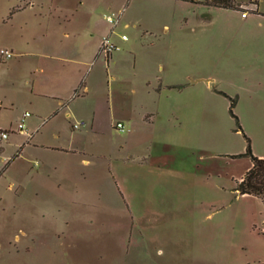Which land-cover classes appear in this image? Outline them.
I'll return each instance as SVG.
<instances>
[{
	"label": "rangeland",
	"instance_id": "374dc122",
	"mask_svg": "<svg viewBox=\"0 0 264 264\" xmlns=\"http://www.w3.org/2000/svg\"><path fill=\"white\" fill-rule=\"evenodd\" d=\"M203 2H145L151 29H124L117 62H98L86 94L81 85L55 107L37 54H27L43 25L0 0V51L13 54H0V133H9L0 138V264H264V202L235 191L251 164L239 156L242 133L252 152L253 143L264 150V29L252 11L242 19L240 8ZM218 91L235 99L241 130ZM140 105L151 108L141 119L152 114L159 138L175 142L156 158L172 170L152 178L117 160L141 135H128L120 113Z\"/></svg>",
	"mask_w": 264,
	"mask_h": 264
},
{
	"label": "crops",
	"instance_id": "0c3cea01",
	"mask_svg": "<svg viewBox=\"0 0 264 264\" xmlns=\"http://www.w3.org/2000/svg\"><path fill=\"white\" fill-rule=\"evenodd\" d=\"M148 1L158 3L170 0H9L10 5H16L17 8L13 11V14L29 15L28 22H39L44 27L42 36L38 37V45L31 44L27 46L29 49L27 54L31 56L37 54L38 56L37 69L43 76V86L46 91L48 90V92H43L45 93L43 96L51 99L55 107L66 106L69 100L78 97V95H74L77 87L83 85V91L86 88L88 89L90 80L98 75L100 66L103 67L104 64H108L109 67L110 64L116 63L119 58V54L115 56L111 54L107 59L99 53V47L104 36L109 35L111 40L115 44L117 43L116 45L125 44L128 41V37L123 40L121 35L125 34L124 29L130 25L142 34H146L147 30L151 29L148 26L149 23H145L146 18H141L145 12H140L143 10L142 5ZM263 3L264 0L261 1V5ZM254 10L252 11L254 14L251 20L258 19L260 27L264 29V10L261 9L259 0H257ZM97 11H102L103 15L100 16L99 14L95 17ZM119 11H121L120 22L116 27L112 28L106 21L105 15ZM86 13L93 14L94 17L87 18ZM127 17L131 18L128 20L129 23L125 22L123 24L122 22L126 21ZM248 18V15L242 16V19ZM152 22L156 23V25L160 22L163 27H168L164 21ZM148 34L152 35L151 32ZM262 37L264 38V34H262ZM98 62L101 65L96 68ZM81 74L84 75L85 82L84 78H79ZM203 79L207 78L204 77ZM197 81L199 80H194L192 83ZM141 83L146 88H149L151 81L149 82L146 78H142ZM132 91L135 92V89ZM84 93L86 94V91ZM68 111H71L70 106ZM121 112L120 114H122L124 120L131 126L127 132L128 135L130 133H139L141 135L133 139L135 141L132 147L135 148L129 149V152H127L129 159L123 156L117 160L123 162L126 167L131 168L135 174L147 173L151 178L155 177L159 170H172L165 164L156 162V158L162 157L164 155L163 152L174 146L175 142L159 138L157 130L153 127L155 118L152 117V114H150L152 120L150 119L149 123L141 119L142 116L149 115L147 112H151V108H145L140 105L134 109H126ZM139 121L147 124L146 131L137 129ZM83 123L85 124V122ZM94 126V118H92L90 119L89 127L94 130ZM142 135L147 136L145 143L143 138H140ZM256 135L260 136L264 144V133H256ZM142 142L144 145H142ZM3 151L4 148L2 147ZM66 151L69 152V150ZM253 153L257 157L264 158V150H261V152L256 150L254 143ZM250 166L251 164H248L245 167L243 173L238 176V180ZM136 180L140 181L138 177L134 178V181ZM150 181L152 182V180ZM262 231L264 232V228Z\"/></svg>",
	"mask_w": 264,
	"mask_h": 264
},
{
	"label": "trees",
	"instance_id": "16d2710c",
	"mask_svg": "<svg viewBox=\"0 0 264 264\" xmlns=\"http://www.w3.org/2000/svg\"><path fill=\"white\" fill-rule=\"evenodd\" d=\"M203 4L205 6L223 9H239L240 6L237 5L234 0H204ZM256 5L257 2H252ZM255 11V10H252ZM109 57H107L108 59ZM219 93L223 94L229 100V111L232 117L238 123V118L233 112L235 106V99L229 97L221 91ZM74 95H77V91H74ZM239 130L241 127L238 123ZM1 131V130H0ZM245 139V152L239 156H248L251 161V166L244 172L240 180L236 181L235 191L238 195H252L260 198L264 202V158L257 157L253 154L251 150L249 138L242 133ZM2 152V147H0V153Z\"/></svg>",
	"mask_w": 264,
	"mask_h": 264
},
{
	"label": "built area",
	"instance_id": "2783aa9c",
	"mask_svg": "<svg viewBox=\"0 0 264 264\" xmlns=\"http://www.w3.org/2000/svg\"><path fill=\"white\" fill-rule=\"evenodd\" d=\"M253 5V8H246V7H243V6H240V10H241V15L244 17L247 15V12L248 11H252L255 9V5ZM120 15H121V11L119 12H110L108 14L105 15V19L106 21L111 25L112 28L116 27L119 22H120ZM121 38L123 40H126L127 39V35L125 34H122L121 35ZM118 50V46L111 40L110 36L107 35V36H104L102 41H101V44H100V47H99V53L102 54L105 58L111 56V54ZM0 54L1 55H5L7 58H10L13 54L11 51H8V50H1L0 51ZM29 114L26 112L24 113L23 115V121L25 119L26 116H28ZM21 121L19 124H18V130L22 131L23 129H25V124L24 122ZM117 130H120V131H124L125 130V127L124 125L121 123V122H117L113 125ZM8 132L6 131H3L0 133V138H3V139H7L8 137Z\"/></svg>",
	"mask_w": 264,
	"mask_h": 264
},
{
	"label": "water",
	"instance_id": "95a60500",
	"mask_svg": "<svg viewBox=\"0 0 264 264\" xmlns=\"http://www.w3.org/2000/svg\"><path fill=\"white\" fill-rule=\"evenodd\" d=\"M191 82H194V80H191ZM205 82L208 83L209 82L208 79H205Z\"/></svg>",
	"mask_w": 264,
	"mask_h": 264
}]
</instances>
